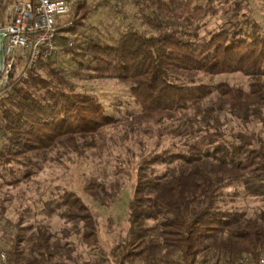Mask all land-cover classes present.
I'll return each mask as SVG.
<instances>
[{"label":"trees","instance_id":"obj_1","mask_svg":"<svg viewBox=\"0 0 264 264\" xmlns=\"http://www.w3.org/2000/svg\"><path fill=\"white\" fill-rule=\"evenodd\" d=\"M11 1L0 0V25ZM103 1L75 0L59 20L55 55L0 102V176L17 183L11 163L31 169L52 151L101 156L122 147L113 157L116 178L84 189L105 205L130 184L125 233L107 252L83 258L70 237L99 247L96 221L64 190L46 205L48 216L70 223L58 232L5 222L7 264H239L244 256L256 264L264 251V28L252 2L136 0V25L115 37L78 32ZM225 72L245 75L246 87L204 80ZM76 77L126 82L139 109L122 116ZM233 186L241 190L227 193ZM240 193L259 201L252 214L224 206Z\"/></svg>","mask_w":264,"mask_h":264},{"label":"rangeland","instance_id":"obj_2","mask_svg":"<svg viewBox=\"0 0 264 264\" xmlns=\"http://www.w3.org/2000/svg\"><path fill=\"white\" fill-rule=\"evenodd\" d=\"M85 1L89 3L99 0ZM135 1L106 0V2H101L99 7L94 8L84 19V24L79 27L78 32L83 35L93 34L106 40L111 35V37H115L129 25H136L138 9ZM250 1L252 3L247 4L248 9L255 20L264 28V0ZM71 68L74 67L71 66ZM72 79L79 85L84 84V88H91L104 104L118 106L122 116L139 109L129 93V87L126 82L111 77H94L81 80L76 77ZM204 80L213 84L225 81L230 84L241 85L242 87H246L248 82L247 77L240 72L219 73L212 77H204ZM167 144L168 141L165 140L161 145ZM118 148L114 149L111 154L104 153L101 156L85 152L81 156L63 154L60 156L61 158L56 157L55 152L52 151L44 158L38 157L37 162L39 165L32 166L31 169L14 162L11 163L15 172L14 175L20 179H18L17 183L7 184L5 180L10 179L13 174L5 173L0 176V248L5 244L3 240L5 234H9L11 230L10 224H6V221L42 222L46 223L54 232H58L63 226H68L70 223L65 222L57 215L48 216L46 214V205L51 201V206H53L56 202L53 201V198H57L58 194L64 190H72L83 199L95 218L98 238L97 246H99L90 248L80 241L78 235L73 234L70 239L76 245L77 252L81 253L83 258H91L97 255L98 248L107 252L119 240L120 236L125 233L127 227V205L131 186L126 183L127 185L125 184L121 188L116 200L104 205L87 195L84 185L91 180L96 183L104 180L107 183L109 180L116 178L113 166L115 159L113 157L119 150H124ZM121 158H124V153ZM21 172H27L28 174L22 178L20 177ZM130 177L132 182L134 178L133 171H131ZM232 189L241 190V187H229L226 192H232ZM231 205L250 215L255 210V207L259 205V201L240 193L233 201L226 199L224 206Z\"/></svg>","mask_w":264,"mask_h":264},{"label":"built area","instance_id":"obj_3","mask_svg":"<svg viewBox=\"0 0 264 264\" xmlns=\"http://www.w3.org/2000/svg\"><path fill=\"white\" fill-rule=\"evenodd\" d=\"M74 1L13 0L6 5L4 23L0 25L4 37L0 63V102L13 82L26 77L38 61L55 55V39L59 29L65 26L59 20L70 14ZM248 259L247 256L242 257L239 264H248ZM0 264H7L6 252L2 248ZM256 264H264V251L259 253Z\"/></svg>","mask_w":264,"mask_h":264},{"label":"water","instance_id":"obj_4","mask_svg":"<svg viewBox=\"0 0 264 264\" xmlns=\"http://www.w3.org/2000/svg\"><path fill=\"white\" fill-rule=\"evenodd\" d=\"M3 40H4V37H3V34L1 32V30H0V63L2 61Z\"/></svg>","mask_w":264,"mask_h":264}]
</instances>
